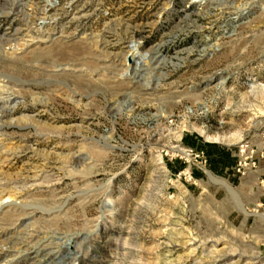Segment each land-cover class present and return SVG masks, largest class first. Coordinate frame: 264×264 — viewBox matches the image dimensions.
Listing matches in <instances>:
<instances>
[{
	"label": "rangeland",
	"instance_id": "rangeland-1",
	"mask_svg": "<svg viewBox=\"0 0 264 264\" xmlns=\"http://www.w3.org/2000/svg\"><path fill=\"white\" fill-rule=\"evenodd\" d=\"M263 136L264 0H0V264H264Z\"/></svg>",
	"mask_w": 264,
	"mask_h": 264
},
{
	"label": "built area",
	"instance_id": "built-area-1",
	"mask_svg": "<svg viewBox=\"0 0 264 264\" xmlns=\"http://www.w3.org/2000/svg\"><path fill=\"white\" fill-rule=\"evenodd\" d=\"M242 148V152L245 151V147L244 146H241ZM264 151V136H263V149H262V152ZM247 159L248 158H245V157H242V159L237 163V166H236V171L240 174H244L245 171L248 169V163H247ZM250 161V160H249ZM252 165H254V162H251Z\"/></svg>",
	"mask_w": 264,
	"mask_h": 264
},
{
	"label": "bare ground",
	"instance_id": "bare-ground-1",
	"mask_svg": "<svg viewBox=\"0 0 264 264\" xmlns=\"http://www.w3.org/2000/svg\"><path fill=\"white\" fill-rule=\"evenodd\" d=\"M131 56L134 58V57H136V55H137V49H138V46H137V44L136 45H134V44H132L131 46ZM126 70V69H125ZM127 71H125L124 72V74L126 73ZM1 204V203H0ZM69 240V239H68Z\"/></svg>",
	"mask_w": 264,
	"mask_h": 264
},
{
	"label": "water",
	"instance_id": "water-1",
	"mask_svg": "<svg viewBox=\"0 0 264 264\" xmlns=\"http://www.w3.org/2000/svg\"><path fill=\"white\" fill-rule=\"evenodd\" d=\"M128 62H132V58L131 57H128Z\"/></svg>",
	"mask_w": 264,
	"mask_h": 264
}]
</instances>
